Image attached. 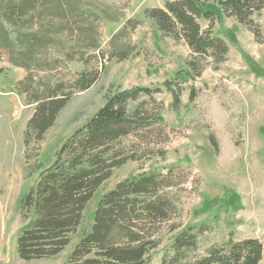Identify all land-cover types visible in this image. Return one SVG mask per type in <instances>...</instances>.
I'll return each instance as SVG.
<instances>
[{"label": "trees", "instance_id": "trees-1", "mask_svg": "<svg viewBox=\"0 0 264 264\" xmlns=\"http://www.w3.org/2000/svg\"><path fill=\"white\" fill-rule=\"evenodd\" d=\"M216 1L225 17L236 18L257 43L264 42V26L255 19L256 13L264 11V0ZM95 3L0 0V53L7 52L13 64L27 70L20 89L35 105L25 133L27 145L42 143L72 97L89 90L100 79L101 73L96 70L82 72L71 82H54V73L64 61L88 62L83 60L88 50L94 53L100 49L99 19L90 8H84ZM145 15L155 21L163 35L185 41L196 54L197 58L187 63L188 70H179L175 81L166 83L173 94L172 106L178 111L182 91L172 88L173 83L202 75L209 61L219 69L227 61L229 45L212 33L217 12L208 6V0L167 1L165 8L146 9ZM200 18L209 21L207 29H202ZM127 24L135 29L139 22L128 20ZM123 31L111 42L115 46L111 54L120 59L129 55L127 49H116L115 39L123 36ZM39 73L43 75L37 76ZM155 91L136 87L109 95L87 123L63 143L23 197L24 224L17 236L21 259H45L64 251L82 225L95 193L115 169L149 155L165 157L166 151L159 148L165 126ZM142 96L150 100L131 109L130 104ZM195 96L192 88L190 100ZM128 138L130 144H126ZM213 145L218 146L215 140ZM178 167L130 177L106 192L95 209L91 231L80 239L66 264H151V253L162 245L164 234L171 236V244L161 264L261 263L264 246L256 238L234 240L231 236L223 244L210 247L205 255L197 254L200 237L210 226L181 220L178 189L187 178Z\"/></svg>", "mask_w": 264, "mask_h": 264}, {"label": "rangeland", "instance_id": "rangeland-1", "mask_svg": "<svg viewBox=\"0 0 264 264\" xmlns=\"http://www.w3.org/2000/svg\"><path fill=\"white\" fill-rule=\"evenodd\" d=\"M167 1L174 0H96L95 6H84L99 19L101 47L94 53L88 50L83 58L88 62L64 61L54 73V82H71L85 71L99 70L101 76L89 90L72 97L40 144L25 141L35 111L20 89L28 72L13 64L7 52L0 53V264H66L80 239L91 231L95 209L106 192L125 179L166 172L170 166H180L187 178L178 189L181 220L210 226L200 237L197 254L205 255L231 236L234 240L256 238L264 246V42L257 43L236 18L221 13L216 0H208L217 12L212 33L225 39L230 51L219 69L209 61L202 75L173 83L172 88L182 91L176 111L166 83L175 81L176 73L188 70L189 60L197 57L185 41L163 35L145 15L146 9L165 8ZM255 19L264 26V11L256 13ZM128 20L139 25L134 29ZM198 21L203 30L210 26L204 18ZM121 31L124 35L115 39L116 49L128 50L125 59L111 54L115 50L111 42ZM234 37L238 42L232 41ZM136 87L158 90L154 98L161 104L158 111L165 126L159 148L166 151L165 157L149 155L115 169L95 193L82 225L64 251L45 259H21L17 236L24 224V195L73 131L86 124L109 95ZM192 88L196 90L193 101ZM149 100L142 96L130 108ZM125 141L130 144L131 138ZM163 238L151 253V264H161L163 254L170 253L171 236L164 234ZM259 264H264V252Z\"/></svg>", "mask_w": 264, "mask_h": 264}, {"label": "crops", "instance_id": "crops-1", "mask_svg": "<svg viewBox=\"0 0 264 264\" xmlns=\"http://www.w3.org/2000/svg\"><path fill=\"white\" fill-rule=\"evenodd\" d=\"M237 40V39H236ZM237 42H238V40H237Z\"/></svg>", "mask_w": 264, "mask_h": 264}]
</instances>
